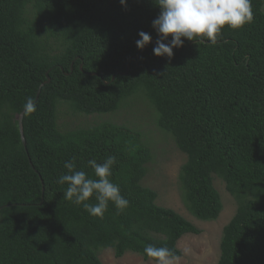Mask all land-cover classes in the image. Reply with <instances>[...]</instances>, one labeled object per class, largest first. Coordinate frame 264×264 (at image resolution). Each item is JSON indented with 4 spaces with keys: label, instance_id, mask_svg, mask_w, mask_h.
<instances>
[{
    "label": "trees",
    "instance_id": "trees-1",
    "mask_svg": "<svg viewBox=\"0 0 264 264\" xmlns=\"http://www.w3.org/2000/svg\"><path fill=\"white\" fill-rule=\"evenodd\" d=\"M252 6L250 24L225 28L215 44L182 38L169 58L153 51L162 39L154 0H0V264H102L109 249L149 260L147 244L180 258L179 241L201 233L143 186L153 161L143 133L110 121L59 128L62 104L104 115L138 95L187 157L179 182L188 212L203 222L219 218L215 176L237 202L218 264H264V0ZM140 31L152 38L143 49ZM110 155L117 158L110 179L127 208L110 201L100 217L63 199L67 185L57 181L66 161L75 157L92 177L88 161Z\"/></svg>",
    "mask_w": 264,
    "mask_h": 264
},
{
    "label": "clouds",
    "instance_id": "clouds-1",
    "mask_svg": "<svg viewBox=\"0 0 264 264\" xmlns=\"http://www.w3.org/2000/svg\"><path fill=\"white\" fill-rule=\"evenodd\" d=\"M160 7L159 16L153 21V27L162 37L153 49L157 56L173 57V49L183 46V39L198 41L206 39L215 44L225 28L238 30L254 20L252 0H154ZM126 4L127 0H121ZM137 47L143 49L151 42V36L140 31ZM172 37L169 44L163 40ZM25 108L28 112L35 111V103L28 98ZM117 158L107 156L102 162L95 159L88 161L93 171L89 177L84 170H77L75 157L66 161L68 170L61 174L58 183L67 185L63 199L82 204L84 209L93 216L102 217L111 201L119 210L129 206V201L121 195L120 188L110 179L112 168ZM95 197V203H89ZM187 251V250H186ZM145 255L154 264H174L178 257L167 247L147 244Z\"/></svg>",
    "mask_w": 264,
    "mask_h": 264
},
{
    "label": "rangeland",
    "instance_id": "rangeland-1",
    "mask_svg": "<svg viewBox=\"0 0 264 264\" xmlns=\"http://www.w3.org/2000/svg\"><path fill=\"white\" fill-rule=\"evenodd\" d=\"M142 98V95H138L116 113L94 116L75 114L67 105L62 104L58 113L59 128L66 132L110 121L143 133L153 152V161L147 166L148 174L142 182L143 186L158 194L159 206L175 210L201 230L199 235L188 234L179 241L178 248L182 255L174 264H218L223 230L235 216L237 202L227 191L226 184L215 176L214 185L223 203L219 218L203 222L188 212L182 200L179 182L181 168L187 157L177 148L170 135L157 128L156 114ZM100 260L102 264H154V261L144 260L132 253L116 258L110 249L100 253Z\"/></svg>",
    "mask_w": 264,
    "mask_h": 264
},
{
    "label": "water",
    "instance_id": "water-1",
    "mask_svg": "<svg viewBox=\"0 0 264 264\" xmlns=\"http://www.w3.org/2000/svg\"><path fill=\"white\" fill-rule=\"evenodd\" d=\"M47 76H48V74H47ZM49 82H50V80L48 79V81L46 82V84H48ZM39 94H40V91L38 92V95L37 96H39ZM25 111L26 110H24L22 112V114L19 116L18 121H19V127H20L21 136H22V142H23V145H24V147L26 149V146L27 145H26L25 138L23 136V120H24ZM0 211H1V208H0Z\"/></svg>",
    "mask_w": 264,
    "mask_h": 264
}]
</instances>
